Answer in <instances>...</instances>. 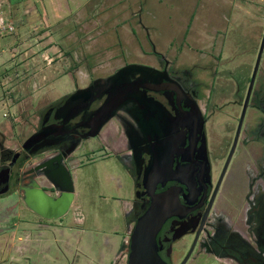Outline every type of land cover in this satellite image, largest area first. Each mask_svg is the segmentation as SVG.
I'll use <instances>...</instances> for the list:
<instances>
[{
	"label": "rangeland",
	"instance_id": "1",
	"mask_svg": "<svg viewBox=\"0 0 264 264\" xmlns=\"http://www.w3.org/2000/svg\"><path fill=\"white\" fill-rule=\"evenodd\" d=\"M0 15L14 24L0 30V139L15 149L47 103L126 61L158 65L164 57L195 74L216 67L223 109L210 121L238 113L264 0H0ZM101 145L84 137L73 149L75 194L58 219L37 217L15 192L0 194V264H127L133 179Z\"/></svg>",
	"mask_w": 264,
	"mask_h": 264
},
{
	"label": "flooded vegetation",
	"instance_id": "2",
	"mask_svg": "<svg viewBox=\"0 0 264 264\" xmlns=\"http://www.w3.org/2000/svg\"><path fill=\"white\" fill-rule=\"evenodd\" d=\"M152 50L158 53L153 44ZM161 58L158 65L126 61L47 103L34 130L44 134L27 147L23 142L34 131L15 149L0 139V194L15 192L23 199L36 182L48 194L59 195L70 184L68 172L72 179L73 149L82 138L94 137L132 176L124 210L130 232L145 209L166 195L168 212L156 242L167 264H264V86L257 89L264 80V44L247 102L254 63L245 92L236 100L238 113L217 122L210 121L223 109L215 100L216 67L195 74L190 63L179 67ZM130 63L145 67L135 66L128 79L112 81L114 72ZM124 80L135 85L134 92L95 134L83 136L111 88L133 86ZM255 93L261 96L258 101ZM68 98L67 111L75 110L71 116L60 111ZM83 118L89 125H82ZM41 208L43 213L34 210L41 219L62 216H49L54 210Z\"/></svg>",
	"mask_w": 264,
	"mask_h": 264
},
{
	"label": "water",
	"instance_id": "3",
	"mask_svg": "<svg viewBox=\"0 0 264 264\" xmlns=\"http://www.w3.org/2000/svg\"><path fill=\"white\" fill-rule=\"evenodd\" d=\"M264 44V31L261 40V47L258 52L256 61L254 63V67L252 70L246 102L249 97L252 84L255 78L257 66L260 59L261 49ZM135 66L145 67L142 64L138 63H130L124 65L117 69L114 72V76L112 77V81H115L119 78L128 79L127 75L134 69ZM126 77V78H125ZM111 80V79H110ZM125 81V80H124ZM129 85H133L129 81H125ZM135 85L127 86H114L111 88L108 97L106 100L94 111V116L92 119V126L88 132L83 133V136L93 135L96 133L97 129L109 118L113 115L115 109L118 104L128 97V93L135 90ZM134 92V91H133ZM119 94L120 96H118ZM126 94V96H124ZM75 97L76 94L73 93L69 98ZM67 99L65 103L60 107V111H66L70 113L75 112V110L67 111L70 106V100ZM246 105H244L245 108ZM82 125H89V121L87 118H83ZM43 129L34 131L31 133L23 142V147H27L28 145L36 142L39 137L43 136ZM69 182L67 186L61 187L62 192L59 195L53 196L48 194L43 188L39 187L35 182V187L29 189L23 195V200L30 206L33 210L37 212L43 213L41 205L45 208L54 210V213L49 216L58 217L62 215L70 205L73 198V182L71 176L68 172ZM168 212L167 199L166 195L159 197L155 202L151 203L147 209L138 217L135 222L132 231L129 235V251L127 254V264H167L164 259L159 255L157 251V242H156V233L161 223L165 219Z\"/></svg>",
	"mask_w": 264,
	"mask_h": 264
},
{
	"label": "built area",
	"instance_id": "4",
	"mask_svg": "<svg viewBox=\"0 0 264 264\" xmlns=\"http://www.w3.org/2000/svg\"><path fill=\"white\" fill-rule=\"evenodd\" d=\"M13 31L14 24L12 20H9L7 17L0 15V30Z\"/></svg>",
	"mask_w": 264,
	"mask_h": 264
},
{
	"label": "crops",
	"instance_id": "5",
	"mask_svg": "<svg viewBox=\"0 0 264 264\" xmlns=\"http://www.w3.org/2000/svg\"><path fill=\"white\" fill-rule=\"evenodd\" d=\"M74 194H75V192H74ZM105 242H107V243L109 242L108 237H106Z\"/></svg>",
	"mask_w": 264,
	"mask_h": 264
}]
</instances>
